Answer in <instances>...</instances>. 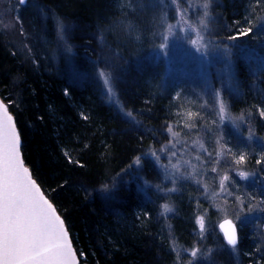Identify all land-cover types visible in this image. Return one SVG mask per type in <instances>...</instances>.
Here are the masks:
<instances>
[{"label":"trees","instance_id":"trees-1","mask_svg":"<svg viewBox=\"0 0 264 264\" xmlns=\"http://www.w3.org/2000/svg\"><path fill=\"white\" fill-rule=\"evenodd\" d=\"M21 9V51L0 34V98L20 136L22 160L64 222L78 263L264 264V164H257L264 160V0H211L210 36L234 55L236 82L222 100L242 123L240 136L220 131L218 146L213 102L164 79L153 51L162 29L155 0H28ZM55 19L74 55L57 43ZM249 28L250 35H239ZM238 47L251 50L247 59ZM99 71L122 112L107 101ZM188 128L210 142L209 154L200 155L207 163L198 184L182 182L164 194L148 154L169 129L180 136ZM240 155L245 160L237 164ZM219 192L239 208L231 216L234 248L216 228ZM164 204L171 207L165 214ZM199 214L210 228L203 236Z\"/></svg>","mask_w":264,"mask_h":264},{"label":"rangeland","instance_id":"rangeland-1","mask_svg":"<svg viewBox=\"0 0 264 264\" xmlns=\"http://www.w3.org/2000/svg\"><path fill=\"white\" fill-rule=\"evenodd\" d=\"M18 1L0 0V34L3 39L10 42L16 40L12 44L15 46L16 51L20 52L23 47L20 46L19 36L16 38V35L20 33L21 28H17L15 20L19 16L23 6H20ZM155 1L161 8L162 29L158 35V44L153 51L156 58L162 61L164 79L166 81H179L182 85H187L191 89V94L193 93L195 97L197 96V99H200L204 103L213 102V107L211 105L210 109H214L217 122L215 126L217 132L212 137L213 144L218 146L220 141L218 134H220V131L228 130L235 134L234 137L240 136L241 121L231 119L226 109L224 120L221 121L220 106L221 104L224 105L222 91H232L233 85L236 82L231 60V57H234V55H232L231 49L220 46L210 36V6H208V0ZM55 29L57 43L63 50L68 51L67 44L63 38L62 25L56 19ZM21 36L23 37L24 35ZM238 49L245 51L242 55L240 52V57H246V59L249 57V53L251 52L249 48L238 47ZM98 75L107 101L122 112L107 73L99 71ZM185 132V135L179 136L171 129L166 140L154 152L148 154L161 175L162 185L165 189H160L164 194L175 192L177 185L182 182L194 185L198 184L195 176L200 177L199 170L201 166L207 163L204 164L203 158L200 157V155L207 156L209 151H211L209 150L211 148L207 147L210 142L205 143L200 138L203 137L202 134L204 133L200 131L196 132V129L193 128H188ZM247 136L253 138L254 135L249 132ZM225 176L227 174H224L220 180ZM219 193V196H215V201L213 198V208L217 218V221H215L216 228L221 220L229 219L232 221L233 217L231 216L233 213H239V208L236 205L227 204L226 192ZM240 213L242 219H248L249 214L247 212L243 211ZM197 217H202L203 220L204 217L202 214H199L195 218L197 231L200 236H203L207 234L210 228L205 229L204 227V231L201 232L196 223ZM232 223L234 224L233 221ZM191 252L188 253L189 256H191Z\"/></svg>","mask_w":264,"mask_h":264},{"label":"snow or ice","instance_id":"snow-or-ice-1","mask_svg":"<svg viewBox=\"0 0 264 264\" xmlns=\"http://www.w3.org/2000/svg\"><path fill=\"white\" fill-rule=\"evenodd\" d=\"M19 2L24 4L25 0ZM250 33L249 28L239 35ZM220 113L223 121V104ZM261 117L264 118V111ZM20 144L13 117L0 101V264H77L64 222L31 178L21 157ZM244 160V155H240L236 163L242 164ZM257 164H264V160H257ZM239 175L241 179L247 178L244 172ZM226 180L228 176L220 180L221 187ZM196 223L203 232V218L197 217ZM219 227L225 243L234 248L238 244L235 225L225 219ZM197 251L192 250L193 258Z\"/></svg>","mask_w":264,"mask_h":264},{"label":"water","instance_id":"water-1","mask_svg":"<svg viewBox=\"0 0 264 264\" xmlns=\"http://www.w3.org/2000/svg\"><path fill=\"white\" fill-rule=\"evenodd\" d=\"M19 2V1H18ZM26 2H27V0H25V3L24 4H20V2H19V4H20V6H24L25 4H26ZM0 101H2L1 100V98H0ZM3 102V101H2ZM4 103V102H3ZM8 113H9V111H8ZM9 115H11L10 113H9ZM14 121V120H13ZM22 157V156H21ZM31 178H32V176H31ZM33 179V178H32ZM34 180V179H33ZM35 182V181H34ZM37 184V183H36ZM38 186V185H37ZM39 187V186H38ZM41 193H42V191H41ZM43 194V193H42ZM44 195V194H43ZM46 198V197H45ZM47 199V198H46ZM54 208V207H53ZM56 211V210H55ZM57 213V212H56ZM57 215H58V213H57ZM59 216V215H58ZM61 218V217H60ZM225 219H223V220H221L219 223H218V230H219V232H220V234H221V236H222V238H223V234H222V232H221V230H220V227H219V225L224 221ZM229 220V219H228ZM65 230H66V228H65ZM69 236V235H68ZM223 240H224V238H223ZM69 241H70V239H69ZM225 242V241H224ZM71 243V242H70ZM71 246H72V244H71ZM231 247V246H230ZM72 250H73V248H72ZM73 252H74V250H73ZM74 254H75V252H74ZM75 258H76V261H77V264H79L78 263V259H77V257H76V254H75Z\"/></svg>","mask_w":264,"mask_h":264},{"label":"clouds","instance_id":"clouds-1","mask_svg":"<svg viewBox=\"0 0 264 264\" xmlns=\"http://www.w3.org/2000/svg\"><path fill=\"white\" fill-rule=\"evenodd\" d=\"M210 3H211V0H208V6H210ZM68 52L70 54H73L74 55L75 54V46L72 45V44H69V46H68ZM166 209H171V207L168 204H164L163 205V208H162V211L165 212Z\"/></svg>","mask_w":264,"mask_h":264}]
</instances>
